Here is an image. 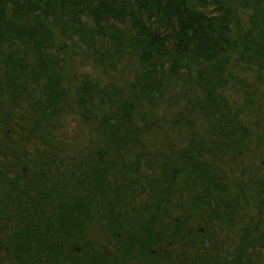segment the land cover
Returning <instances> with one entry per match:
<instances>
[{
	"label": "trees",
	"instance_id": "trees-1",
	"mask_svg": "<svg viewBox=\"0 0 264 264\" xmlns=\"http://www.w3.org/2000/svg\"><path fill=\"white\" fill-rule=\"evenodd\" d=\"M76 51L136 69L123 85L71 82ZM232 61L264 74V0H0V264H264V122L256 134L227 102ZM171 87L189 98L179 123L209 138L193 131L164 155L144 137ZM66 114L95 139L64 160L54 137ZM253 144L262 156L229 195L215 161ZM237 192L254 205L247 223L231 217ZM221 222L239 227L224 251Z\"/></svg>",
	"mask_w": 264,
	"mask_h": 264
},
{
	"label": "rangeland",
	"instance_id": "rangeland-1",
	"mask_svg": "<svg viewBox=\"0 0 264 264\" xmlns=\"http://www.w3.org/2000/svg\"><path fill=\"white\" fill-rule=\"evenodd\" d=\"M249 3L252 4L251 1H249ZM250 8V10H239L237 15L239 25H234L232 27L233 37H236L238 32L237 28L241 31L242 28L244 29L247 27L248 15L254 7L252 6ZM238 45H240V43H238ZM248 52L251 51L247 50V53ZM249 65L250 66L240 65V63L235 61L230 63L232 74L236 76L237 81H231V84H227L224 88V95L227 102L231 104L234 109L240 107L243 109L244 115L242 116H244L245 123L247 126L252 125V128L256 130L257 134V125L264 122V74H262L259 77L261 79H259L257 77V67L252 63H249ZM135 69L136 63L133 59L124 58L122 61L107 65L104 62L102 64L96 61L95 57L90 53L86 56L84 53L76 51L74 55L67 58L63 74L71 82H76L82 74H86L89 78L95 79L100 84L115 82L116 84L123 85L125 84V80L133 76ZM188 99L185 91L182 90L179 92L178 89L174 91L171 87L164 92L158 101L153 103L151 110L154 113V122L145 133V145L157 148L161 153L167 155L170 154L171 150L173 151L182 146L184 147L187 142H190L193 137L191 132L194 131L195 138L201 136H198V131H204L201 124L194 125V123H192L196 128L189 130L184 124L179 123V121H181L180 119L178 121L179 113L181 114L185 110ZM6 126L7 125L2 122L0 123V146L2 145L1 137H3L1 129ZM18 130L19 128H15V133H17ZM13 138H17L16 134L13 135ZM201 138L207 140L209 137L202 135ZM94 139L95 136L92 125L89 122L82 120L79 116L66 114L62 120L60 129L54 137V142L56 145L58 143L61 146L59 154L66 160L67 156L69 158L79 157L80 152L84 148L92 146ZM35 148L36 144L34 145L33 142H29L27 151H29L28 154L30 159H33V154L36 155ZM257 149L258 147L253 144L251 146V151H248V153H243L239 157L233 159L220 158L215 161L220 171L228 172L227 187L229 195L230 193L236 194L233 193L238 190L235 183H247L250 175L254 172L250 169L251 164L259 160L262 156V153ZM186 178L185 175L181 174L177 181L183 184V179ZM178 186H180L179 183ZM235 197L239 205L234 209V213H232L231 217L238 222L239 218L236 216V214H238L244 218H241L243 219L241 224L243 222L247 223L253 219L255 215L253 202L242 198V192L241 194L237 192ZM136 202H139L138 198H136ZM238 228L237 225L233 226V222L231 224H229V222H221L214 225L213 229L217 235V247H219V251H224L232 247V243H234L239 233Z\"/></svg>",
	"mask_w": 264,
	"mask_h": 264
},
{
	"label": "water",
	"instance_id": "water-1",
	"mask_svg": "<svg viewBox=\"0 0 264 264\" xmlns=\"http://www.w3.org/2000/svg\"><path fill=\"white\" fill-rule=\"evenodd\" d=\"M126 264H144V263H140V262H128Z\"/></svg>",
	"mask_w": 264,
	"mask_h": 264
}]
</instances>
